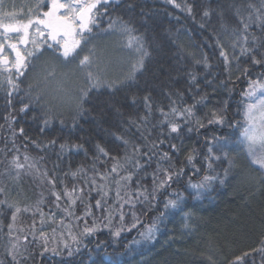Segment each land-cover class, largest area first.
<instances>
[{
	"label": "trees",
	"instance_id": "trees-1",
	"mask_svg": "<svg viewBox=\"0 0 264 264\" xmlns=\"http://www.w3.org/2000/svg\"><path fill=\"white\" fill-rule=\"evenodd\" d=\"M177 2L180 3L181 0ZM184 2L192 7L191 15L168 4L166 0H121V5L114 8L115 14L129 20L139 34L143 35L150 56L145 61L143 72L138 74L137 82L129 88H121L115 93L104 89L90 93V100L86 104L87 112L78 119L75 127H72L73 113L70 110L63 112L61 117L64 119L63 125L55 119L47 127L41 124L39 109L21 113L18 103L13 101L16 110L12 113L15 118L12 129H16L15 143L20 149L21 158L25 153L37 159L43 157L41 166L48 170L49 175L55 176L56 191L63 193L65 187L71 191L73 186L79 185L86 189L87 197L89 186L85 184V178L73 179L71 173L82 166L87 170L88 176L92 175L91 165L96 153V144L108 151L110 156L117 157L124 155V146L117 136L129 138L143 145L141 133L129 125V119L138 120L139 115L145 113L144 95L151 96L153 122L159 119L157 109L163 108L168 112L172 100H177L180 107L194 105L195 118L203 122L204 127H197L195 123H182L181 133L169 136L165 126L166 138L164 143L159 145V151H168L175 167L183 168L184 171L178 181L174 177V183L170 188H165L157 194L156 207L161 208L166 199L174 198L173 192H180L184 196L183 211H172L168 214L160 223L153 242L141 240L140 243L133 244V239H140L136 229L124 232L118 238L105 229L91 237L82 238L87 247L81 246V251L71 258L52 257L47 253L41 258L38 253L41 251L39 244L42 242L33 241L29 234L38 233L39 215L23 219L22 226L17 227L25 214L21 212L16 222L18 231L13 235H19L22 242L23 236L28 235L30 242L28 247L32 253V257L22 260L21 264H111L113 258L119 264H231L236 256H241L245 252L250 255L244 257L242 264H262L261 254L252 250L260 247L264 241V174L249 165L244 149L234 141L239 138L235 122L242 120V94L247 91L249 79L257 78L264 69L251 65L248 57L244 56L240 58V65L248 67L249 73L242 74L236 69L237 61L233 58V50L225 41L229 59L232 61L228 66L229 70H225L223 58L219 55L220 50L216 47L212 35L214 30L217 33L221 31L217 13L224 12L229 23L235 24L233 5H245L247 0H184ZM252 2L259 4V0ZM6 3L15 5V10L19 11L26 0H6ZM205 10L212 12L210 18L203 17ZM202 22L205 23L204 28L200 27ZM106 24L105 17L101 27H105ZM252 31L257 36L262 35L258 28H253ZM110 38L106 34L100 38L106 40L100 47L104 52L109 49ZM112 44L118 45L116 40H113ZM236 54H239V48L236 49ZM205 56L208 67L203 62ZM197 60L201 62L196 63ZM58 71L70 73L69 69L63 67ZM193 75L195 81L192 79ZM28 82L32 81L26 83ZM38 86L54 88L55 85L40 83ZM177 93L182 94V103L177 99ZM133 96L136 98L135 104L132 103ZM201 97H204L202 102ZM213 112L223 117V124L208 123ZM7 115L3 94L0 93V149H5L8 159H11L14 153L11 151V129L4 119ZM20 127L24 128V135L19 133ZM189 127L192 131H188ZM148 128L151 131L150 139L155 140L161 130L152 128L151 125ZM212 137H219L221 142L225 137L228 138V147L224 152L228 153L229 159H224L222 153L214 146L215 155H220L221 159L214 160L212 169H209L205 156L207 147L212 146L208 144ZM52 139L57 141L54 150L40 151L31 143L32 140L47 142ZM63 142L80 144L83 148L60 154L58 145ZM170 144H176L178 151L173 153ZM189 154L194 156L192 164L187 161ZM0 159H4L3 153H0ZM101 159L105 163H98L97 166L101 171H106L112 162L108 158ZM229 160L232 161L231 167ZM155 161L154 156L147 170L148 175L141 180L149 191L152 189L151 173L156 168ZM164 163L166 166L167 162ZM4 166L0 165V170ZM225 170L228 171L226 179ZM217 174L220 179H224V183L214 181L212 187L203 191L199 198L188 186L189 180L197 183L204 175ZM97 180L99 181L98 178ZM6 183L11 189L8 199L15 200L22 208L33 204L40 191L38 182L28 176H22L19 182L21 195H17L13 182ZM135 187L133 183L132 188ZM45 197V202L41 205L46 217L45 227L50 234L51 227H57L58 236L59 225L51 224L50 214L64 217L62 208L68 203V198L62 195L60 207L57 208L55 197L47 190ZM97 198V192L93 191L85 203H91L92 211L99 214V210L94 207ZM113 198L114 191L109 194V204L114 203ZM143 208L144 205L137 204L138 212ZM74 211L79 215L83 214L84 204L80 200H77ZM125 212H128L127 206ZM185 213L191 214L187 221L188 228L184 226ZM27 214L32 215V212ZM157 214L153 209L142 213L141 219L144 224H148ZM34 219L36 227L32 228ZM0 220H3L5 225L10 223V210H5ZM128 220L129 217H126V223ZM65 223L70 225L73 220L67 217ZM143 226L141 225V228ZM72 230L78 231L77 228ZM6 231L7 228L4 229V232ZM5 240L4 233H0V260L3 264H11V257L6 254Z\"/></svg>",
	"mask_w": 264,
	"mask_h": 264
},
{
	"label": "snow or ice",
	"instance_id": "snow-or-ice-1",
	"mask_svg": "<svg viewBox=\"0 0 264 264\" xmlns=\"http://www.w3.org/2000/svg\"><path fill=\"white\" fill-rule=\"evenodd\" d=\"M166 2L192 14V7L184 0L180 3L177 0H166ZM120 5L121 0H26V3L17 11L15 5H9L6 0H0V93L3 94L5 111L8 113L4 119L11 129V151L14 153L11 159H8L5 149H0V153L4 154V159H0V165H5L0 170V217L5 210H10L11 221L5 225L3 220H0V233H4L6 237V254L11 257V264H21L22 260L32 257L28 247L30 243L28 235L23 236V242L19 235H13L14 231H18L16 222L21 212L31 211L33 218L39 215L38 233L30 232L29 234L33 241L42 242L39 244L41 251L38 253L41 258L46 253L52 257L71 258L81 251V246L87 247L82 238L92 236L103 229H108L117 238L124 232L136 229L140 239H133V244H138L141 240L153 242L160 223L167 218L168 214L172 211H183L184 196L180 192H173L174 198L166 199L161 208L156 207L157 194L165 188H170L174 183V177L178 181L184 171L183 168L175 167L168 151H159V145L163 144L166 138L165 126L169 136L173 133L180 134L182 123H195L197 127H204V123L195 118L194 105L180 107L177 105V100H172L168 112H165L163 108L157 109L159 119L153 122L151 96L144 95L145 113L139 115L138 120L129 119V125L141 133L143 145L129 138L117 136L116 138L124 146V155L117 157L110 156L108 151L96 144V153L91 165L92 175L88 176L87 170L82 166L71 173L73 179L85 178V184L89 186L87 197L84 187L73 186L71 191L65 187L63 193L56 191L55 176L49 175L48 170L41 166L43 157L37 159L25 153L21 158L20 149L15 143L16 129H12L15 118L12 113L16 110V106L13 101L18 103L21 113L39 109L40 121L44 127L51 125L55 119L63 125L64 119L61 118L63 112L70 110L73 113L72 127H75L78 119L87 112L86 104L90 100V93L99 92L101 89L115 93L137 82L138 74L143 72L150 52L143 35L139 34L135 26L121 15L114 13V8ZM9 8L13 10H6ZM232 14L236 19L235 24L229 23L224 12L217 13L221 31L217 33L214 30L212 33L215 45L220 50L219 55L223 58L225 70H229L228 66L232 63L225 41L233 50V58L237 61L236 69L242 74L249 73L248 67L240 65V58L244 56L248 57L251 65L264 69V0H259L258 5L252 0H247L245 5H233ZM211 15L210 10L203 11L204 18H210ZM105 17L107 24L101 27ZM200 27L204 28L205 23L202 22ZM253 28L260 29L262 35L257 36L252 31ZM105 34L115 37L123 50V55L118 62L124 67L117 75H113L111 71L112 59L101 55L95 43ZM237 48H239L238 55ZM203 62L206 67L209 66L206 56ZM61 67L69 69L71 75L76 78L74 89L66 87L65 78L69 73L58 71ZM192 79L195 81L194 75ZM29 80L32 82L26 83ZM40 83L54 84L55 87H39ZM242 96V120L235 122L239 138L234 143L244 149L249 165L264 174V72L255 79H249L247 91ZM177 99L182 103V94L177 93ZM203 99L204 97H201L200 102ZM132 103H136L135 96L132 97ZM208 123L223 124L224 119L213 112ZM149 125L161 130L155 140L150 139ZM18 131L24 135L23 127H20ZM188 131H192V128L189 127ZM26 139L30 138L26 137ZM31 143L40 151L54 150L57 146L55 139L47 142L32 140ZM208 144L212 145L207 147V156H205L209 169H212L214 160L221 159L220 155H215L214 146L222 153L224 159H229L228 153L224 152V149L228 147L227 137L223 142L219 137H212ZM82 148L83 145L69 142L58 145L60 154ZM170 148L173 153L178 151L176 144H170ZM154 156L156 168L151 173L152 189L149 191L141 180L148 175L147 170ZM102 157L112 162L106 171H101L97 166L98 163H105ZM193 160L194 156L189 154L188 163L192 164ZM164 162H167L166 166ZM231 166L232 161L229 160V167ZM22 176L33 178L40 188L34 203L23 208L15 200L8 199L11 189L6 183V181L13 182L17 195H21L19 182ZM227 176L228 171L225 170L224 178L226 179ZM97 178L103 183H98ZM214 181L224 183V179H220L218 174L204 175L197 183L189 180L188 186L199 198L203 191L212 187ZM133 183L136 185L135 189L132 188ZM45 190L55 197L57 208L60 207L59 201L62 195L68 198V203L62 209L65 213L64 217L50 214L52 225L58 224L60 228L67 229V239H64L65 233L61 231L59 232L61 242L51 246L50 240L56 238L57 227H51V234L45 227L46 217L41 207L46 199ZM93 191L98 194L94 207L99 210V215L92 211L91 203H85ZM113 191L114 203L109 204V194ZM77 200L84 204L83 214L79 217H76L74 211ZM137 204L144 205L140 212L137 211ZM125 206L128 207V212H125ZM153 209L158 214L151 223L144 224L141 214ZM190 215V213L184 214L185 228L189 227L187 221ZM67 217L72 218V224L65 225ZM126 217H129L127 223ZM81 223L82 230H72L79 228ZM141 225L144 226L141 228ZM31 227H36L35 219ZM5 228H7L6 232H4ZM252 251L261 254L262 264H264V241L261 242L260 247ZM105 255L109 254L105 253ZM248 255L250 253L245 252L241 256H236L231 264H242L244 257ZM0 264H3L2 260ZM111 264H119V262L113 258Z\"/></svg>",
	"mask_w": 264,
	"mask_h": 264
},
{
	"label": "rangeland",
	"instance_id": "rangeland-1",
	"mask_svg": "<svg viewBox=\"0 0 264 264\" xmlns=\"http://www.w3.org/2000/svg\"><path fill=\"white\" fill-rule=\"evenodd\" d=\"M113 40H116V38L115 37H111L110 38V40L108 41L109 49H108V51H105V52L100 47H101V45L104 44L103 41H106V40L98 39L95 43L97 45L98 52L101 55L108 56V57H110L112 59L113 64H112L111 71H112L113 75H117V74H119L121 72L122 68L124 67V65H122L121 63L118 62L119 61V58L123 55V52L121 51L122 49L120 47H118V45H116V44L113 45L112 44L113 43ZM65 79H66V87L67 88L74 89L76 87V79L71 75V73H69ZM76 187L77 188H80L79 185H76ZM63 215L65 216V213ZM75 215H76V217L81 216L77 212L75 213ZM97 215H99V214H97ZM28 217L32 218L33 216L31 214L25 213L24 216H23V218L19 221L17 227L22 226L23 219H27ZM65 225H67V224L65 223ZM82 228H83V224L81 223L80 226H79V228H77V229H78V231H80V230H82ZM103 230H105V229H103ZM59 231L60 232L63 231L65 233L64 239H67V229L66 228H60L59 227ZM87 237H91V236H87ZM60 242H61V237L58 235V236H56L55 239L50 240V246L53 245V244L60 243Z\"/></svg>",
	"mask_w": 264,
	"mask_h": 264
}]
</instances>
